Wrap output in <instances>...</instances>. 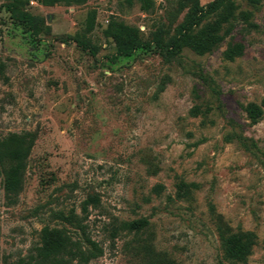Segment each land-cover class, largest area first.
<instances>
[{"label":"rangeland","instance_id":"obj_1","mask_svg":"<svg viewBox=\"0 0 264 264\" xmlns=\"http://www.w3.org/2000/svg\"><path fill=\"white\" fill-rule=\"evenodd\" d=\"M12 1L0 0V141L34 142L17 193L0 175V264H24L45 227L81 240L77 220L103 251L88 264H148L143 245L171 264H264V117L252 123L244 111L264 101V0L237 1L255 28L236 21L209 53L172 58L154 38L166 42L189 10L213 0H29L22 9L49 35L26 31ZM92 12L96 55L65 41ZM110 20L137 27L151 46L117 56L104 35ZM180 183L192 185L183 197ZM218 216L256 236L246 261L227 258ZM140 219L148 224L137 234L115 231Z\"/></svg>","mask_w":264,"mask_h":264},{"label":"trees","instance_id":"obj_2","mask_svg":"<svg viewBox=\"0 0 264 264\" xmlns=\"http://www.w3.org/2000/svg\"><path fill=\"white\" fill-rule=\"evenodd\" d=\"M28 1L13 0L7 6L8 12L12 18L24 24L26 31L31 32L34 28H38L42 34L49 35V26H45L38 18L31 16L22 9ZM33 1L45 7H51L56 4L79 5L87 0ZM237 1L213 0L205 7L192 8L178 26L175 35L168 38L166 42H162L160 38H154V45L159 53L166 58L177 56L183 49H189L197 55L209 53L233 31L236 21H242L252 28L256 27L251 20L253 12L242 10ZM243 1L253 8L259 5L262 0ZM144 2L146 3V0ZM146 4L148 5V3ZM94 26L95 14L92 12L86 18L84 30L73 36H67L65 41H72L82 50L89 52L91 55H96L97 49L86 38V34L91 32ZM104 35L112 41L116 54L120 57H129L136 50L151 46V42L144 40L137 27L115 20L108 22ZM241 54L242 46L239 45L236 49H228L225 52V57L232 60L235 56ZM263 107L264 101L260 105L250 103L244 108V111L252 123H257L264 117ZM33 142L34 137L31 135H11L0 141V175L4 173L3 186L9 193L15 194L21 189L27 158ZM4 162L9 164L6 171L2 168ZM190 186L180 183L178 185L180 191L178 195L180 197L186 195ZM95 201V198L86 200L82 209L83 212L86 211V206L89 203ZM217 223L219 238L227 258L237 262L246 261L256 243V236L251 232H233L220 216L217 218ZM147 224L146 219L122 221L115 231L137 234ZM75 225L82 234L83 238L81 240H73L58 229L43 228L39 245L36 246L34 254L24 264H88L90 261L102 256V248L87 234L85 226L78 220ZM141 249L148 257V264H171L164 256L156 253L151 245H143Z\"/></svg>","mask_w":264,"mask_h":264}]
</instances>
